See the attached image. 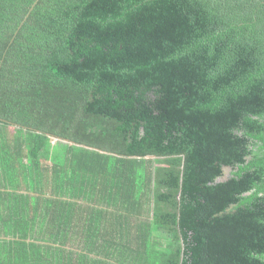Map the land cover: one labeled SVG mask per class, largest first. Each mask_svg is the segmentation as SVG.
I'll return each instance as SVG.
<instances>
[{
	"label": "trees",
	"instance_id": "obj_1",
	"mask_svg": "<svg viewBox=\"0 0 264 264\" xmlns=\"http://www.w3.org/2000/svg\"><path fill=\"white\" fill-rule=\"evenodd\" d=\"M0 264H264V0H0Z\"/></svg>",
	"mask_w": 264,
	"mask_h": 264
},
{
	"label": "water",
	"instance_id": "obj_2",
	"mask_svg": "<svg viewBox=\"0 0 264 264\" xmlns=\"http://www.w3.org/2000/svg\"><path fill=\"white\" fill-rule=\"evenodd\" d=\"M34 4H35V3H34ZM34 4H33V5H34ZM33 5H32V6H33ZM55 139H59V140H61V141H63V142H69L67 139H61V138H55ZM72 143H73V142H72ZM74 144H75L76 146L87 147V148H89V149H96V150H97V148H93V147H90V146H87V145H84V144H77V143H74ZM148 157H152V156H148ZM230 170H231L230 167L225 166V167H224V173H223V176L220 177V178H218L217 181L225 180V179L227 178L228 173H229Z\"/></svg>",
	"mask_w": 264,
	"mask_h": 264
}]
</instances>
